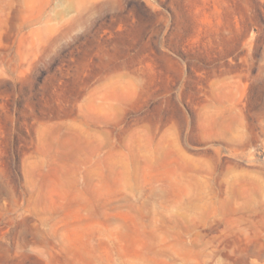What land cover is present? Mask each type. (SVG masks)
Instances as JSON below:
<instances>
[{
	"label": "rangeland",
	"instance_id": "374dc122",
	"mask_svg": "<svg viewBox=\"0 0 264 264\" xmlns=\"http://www.w3.org/2000/svg\"><path fill=\"white\" fill-rule=\"evenodd\" d=\"M0 264H264V0H0Z\"/></svg>",
	"mask_w": 264,
	"mask_h": 264
}]
</instances>
